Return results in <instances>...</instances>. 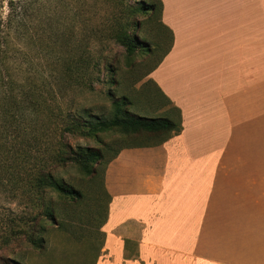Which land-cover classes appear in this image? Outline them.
Returning <instances> with one entry per match:
<instances>
[{
	"label": "crops",
	"instance_id": "1",
	"mask_svg": "<svg viewBox=\"0 0 264 264\" xmlns=\"http://www.w3.org/2000/svg\"><path fill=\"white\" fill-rule=\"evenodd\" d=\"M162 2L182 130L107 164L93 264H264V0Z\"/></svg>",
	"mask_w": 264,
	"mask_h": 264
},
{
	"label": "trees",
	"instance_id": "2",
	"mask_svg": "<svg viewBox=\"0 0 264 264\" xmlns=\"http://www.w3.org/2000/svg\"><path fill=\"white\" fill-rule=\"evenodd\" d=\"M58 1L0 0V193L21 199L24 206L0 232V264H23L5 253L20 239L39 250L45 248L49 217H54L46 201L51 191L67 198L81 196L80 189L56 174L57 168L72 163L92 174L94 164L103 160L101 149L73 146L69 135L99 139L117 129L161 135L157 142L161 143L182 130L181 111L176 106L177 119L149 116L133 107V93L141 89L136 85L150 75L172 46V30L162 20V0H119L122 13L113 16L110 30L99 39L101 47L94 54L91 35L83 44L74 31L70 42H62L60 48L64 31L55 8ZM152 22L157 25L154 30L168 33L169 45L149 70L141 72L147 54H156L160 44L153 29H146ZM108 41L125 48V70L119 57L106 51ZM37 48L46 51L51 61L42 69L33 66ZM124 73L133 74L129 86L122 81ZM149 82L154 81L149 78L143 87ZM99 84L104 88L97 89ZM99 94L109 107L91 102L90 97ZM77 95L90 105L76 101ZM122 148L106 160L104 171Z\"/></svg>",
	"mask_w": 264,
	"mask_h": 264
},
{
	"label": "rangeland",
	"instance_id": "3",
	"mask_svg": "<svg viewBox=\"0 0 264 264\" xmlns=\"http://www.w3.org/2000/svg\"><path fill=\"white\" fill-rule=\"evenodd\" d=\"M55 8L57 17L63 26L62 37L67 34L64 41L61 37L60 48L63 49L62 42L64 44L70 42L71 31H74L78 41L83 44L91 35L94 41L91 46L93 54L100 50L99 39L109 32L113 16L116 13L121 14L123 10L119 0H59ZM4 11H7L6 6ZM141 18L139 17V19ZM47 27L49 25H46ZM146 27V29H153L160 44L156 46V54L152 56L147 54L146 63L139 67L141 72L149 70L169 45V36L166 31L163 30L161 33L160 30L159 33L154 30L157 25L153 22L146 24ZM108 43L106 51L114 57L118 56L121 66L124 67L125 48L114 41H108ZM262 60H264V55H259V62ZM32 61L33 66L37 69H42L44 64L47 66V61H49L48 65L51 64L47 52L40 48L33 51ZM123 69L125 70V67ZM132 75L124 73L122 81L125 86H129L133 78ZM148 79L149 75L136 85L141 89L133 93L134 109L149 116H171L177 119V111L155 82H149L143 87L144 82ZM96 87L100 90L104 88V85L99 84ZM90 98L91 102L99 105L97 107L101 105L109 107V103L102 94L93 95ZM76 99L84 105H90L82 95H77ZM161 140V135L146 132L123 133L117 129L101 134L99 139L69 135V141L73 146L86 145L101 149L104 154L103 160L94 164V173L92 174L83 172L72 163L58 167L56 174L80 189L81 196L67 198L51 191L46 201L51 205L54 217H49L45 233V248L39 250L30 242L20 239L13 242L5 253L23 264H93L101 240L99 226L104 220L106 211V199L103 194V171L106 160L120 147L153 144ZM107 144H110L109 148L106 147ZM21 201L8 193H0V232L7 229L10 217L23 211L24 206L20 204Z\"/></svg>",
	"mask_w": 264,
	"mask_h": 264
}]
</instances>
